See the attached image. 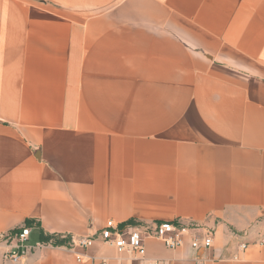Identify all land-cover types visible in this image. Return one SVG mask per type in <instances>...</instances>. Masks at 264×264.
Listing matches in <instances>:
<instances>
[{
  "label": "crops",
  "instance_id": "1",
  "mask_svg": "<svg viewBox=\"0 0 264 264\" xmlns=\"http://www.w3.org/2000/svg\"><path fill=\"white\" fill-rule=\"evenodd\" d=\"M108 220L214 231L147 239L169 264H264V0H0V234L30 227L0 264H94L63 235Z\"/></svg>",
  "mask_w": 264,
  "mask_h": 264
},
{
  "label": "built area",
  "instance_id": "2",
  "mask_svg": "<svg viewBox=\"0 0 264 264\" xmlns=\"http://www.w3.org/2000/svg\"><path fill=\"white\" fill-rule=\"evenodd\" d=\"M29 236L30 227L27 225L20 230L0 234V238L9 244L5 258L12 262H19L28 251ZM63 236L64 238L69 237L68 247L75 252L79 261L89 259L94 264H132L134 262L137 264H169L148 257L145 242L149 238L158 239L169 248H178L188 242L194 251L202 248L204 252L209 250L214 242L212 229H204L197 225L191 226L180 221H152L146 224H133L108 220L96 235ZM97 240L109 244L115 249L114 263L111 258L77 251V248L87 249L93 246ZM260 244H264V238L260 240ZM247 246V243H242L240 248L244 250ZM193 260L195 264H212L204 254H196Z\"/></svg>",
  "mask_w": 264,
  "mask_h": 264
}]
</instances>
